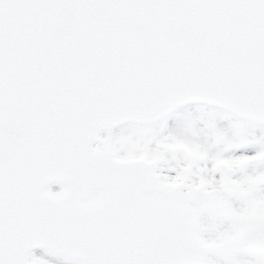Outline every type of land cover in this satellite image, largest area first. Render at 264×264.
Masks as SVG:
<instances>
[{
	"label": "snow or ice",
	"instance_id": "6c2138e0",
	"mask_svg": "<svg viewBox=\"0 0 264 264\" xmlns=\"http://www.w3.org/2000/svg\"><path fill=\"white\" fill-rule=\"evenodd\" d=\"M0 264H264V0H0Z\"/></svg>",
	"mask_w": 264,
	"mask_h": 264
}]
</instances>
